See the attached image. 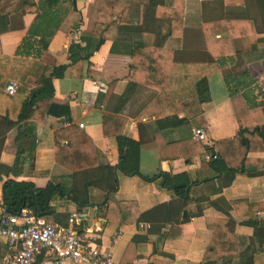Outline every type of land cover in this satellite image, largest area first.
Returning a JSON list of instances; mask_svg holds the SVG:
<instances>
[{"label":"crops","instance_id":"0c3cea01","mask_svg":"<svg viewBox=\"0 0 264 264\" xmlns=\"http://www.w3.org/2000/svg\"><path fill=\"white\" fill-rule=\"evenodd\" d=\"M40 1L51 9L67 4ZM37 2L0 0L3 57L22 59L16 52L28 36ZM68 4L48 42L39 35L29 36L25 59L46 66L67 64L71 44L78 46L73 55L86 53L99 38L90 37L92 8L95 18L103 19L101 29L109 25L107 37L82 60L80 77L69 78L66 68L62 77L49 80L52 96L68 102L67 120L26 118L18 125L23 128L28 123L31 132L28 137L19 135L16 141L17 125L9 123L23 96L9 100L0 89V170L11 166L18 149L22 158L16 166L19 173L0 171V187L7 178L42 187L52 177L68 176V170L54 164L53 148L56 129L69 125L90 138L97 164L116 165L122 157L115 138L119 131L121 137L138 144L139 175L116 170L117 187L108 196L130 220L119 222L117 213L105 216V204L78 210L67 198L54 196L50 199L54 215L47 221L72 226L86 241L110 252L114 264H264V149L247 154L249 174H231L222 167L211 173L204 149L201 155L187 161L183 158L194 152L187 141L195 142L193 127L205 130L212 147L218 140L237 136L229 100L232 95L242 94L248 105L264 103V0H95V5L94 0H68ZM4 14L7 22L2 30ZM221 35H230V45L217 44ZM38 47L39 56L35 55ZM19 63L25 64L23 60ZM202 78V95L206 93L207 98L191 101L194 84ZM96 84L104 91H98ZM30 86L37 87L32 82ZM259 127L262 129V123ZM182 139L187 142L182 144ZM158 145L166 156L162 161L158 160ZM175 154L180 156L171 157ZM158 171L181 175L179 180L189 183L177 223L149 224L134 219L138 212L177 202L175 192L163 187L160 177L152 181L142 178ZM219 226L232 235L227 243L233 256L229 262L204 257L213 228ZM7 256L0 238V264H5ZM37 260L40 264H70L44 255Z\"/></svg>","mask_w":264,"mask_h":264},{"label":"trees","instance_id":"16d2710c","mask_svg":"<svg viewBox=\"0 0 264 264\" xmlns=\"http://www.w3.org/2000/svg\"><path fill=\"white\" fill-rule=\"evenodd\" d=\"M64 1L67 2L65 6L59 5L51 9L47 8L38 0L37 5L32 11L35 13V17L32 24L27 29L28 36L22 40L16 52V55L22 56V59L18 57L15 60L0 55V89L3 88L8 79L13 78L18 82V88L13 95H6L9 96V100H12V98L14 99L16 96H23L18 113L15 115L13 122L9 123V125H12V123L13 125H17L16 141L19 135L28 137V133L31 132L28 128V123H26V125L23 123V128L18 125L20 121L26 118L42 119L45 116H52L67 120L69 114L68 102L66 99H57L52 96V91L48 85L49 80L51 78L62 77L63 71L66 68H68L69 78L80 77V65L82 60H87L92 50L107 37L105 33L109 31V25L101 29V22L103 19H96L95 12L92 8L94 24L90 37L97 35L99 38L97 40L95 39L86 53L80 52L76 56L73 55V50H77L78 46L71 44L68 47L69 62L67 64L46 66L40 61L25 59L29 53L27 48L29 47L28 40L31 36L39 35L45 42H48L53 36L69 7L68 0H61L60 2L62 3ZM3 16L5 26L2 30L6 29L7 14ZM225 43L230 45V35H221L217 44L223 46ZM22 47L25 49L23 50ZM82 48L79 47V50H82ZM40 52L41 47H38L35 55L39 56ZM21 60H23L25 64H20L19 62ZM75 70H77V72H75ZM28 77L32 79L29 81L27 80ZM31 82L37 87L31 88ZM204 85V78L194 84V92L190 99L191 101H200L201 96L202 99L207 98L206 93L202 95V86L205 91ZM261 85L264 89V81L261 82ZM25 93L27 95H24ZM229 100L236 119L238 134L233 139L218 140L215 142L214 147H209L208 150L210 149L211 154L215 157L207 159L206 166L211 168V173H218V167H222L231 174L234 172H245L249 174L245 169L250 162L247 158V154L250 152L263 151L264 149V103L248 105L242 94H234ZM261 123L262 129L259 127ZM104 134H106L105 131ZM55 136L57 142L53 148V162L55 165L68 170L70 174L66 177H52L42 187H36L30 181L5 179L2 181L0 187V205L4 208V212L8 214H18L20 210L26 209L29 210L34 217H41L47 220V218L54 215V209L50 205V199L57 196L60 198H67L78 210L91 205L105 204V216L110 217L113 213H117L119 215V217H117L119 222L126 221L128 219L126 217L130 216H127V214L120 210L118 205L110 199L108 195L114 192L117 187L116 170L125 175H139L136 168L137 142L130 141L126 138L124 139L121 137L119 131L117 133L115 132V138L118 141V150L122 157L117 161L116 165L111 166L108 164H97L92 142L79 128L73 125L60 127L56 129ZM187 141L194 147V152L191 155H184L183 158H185L186 161L195 155H201L203 149L206 148L196 141H191V138ZM187 141L186 139H182L180 142L183 144ZM174 144L171 146H174ZM123 146H125L124 150H122ZM157 148L158 160L162 161L166 156L161 154V146L158 145ZM176 156L180 155L175 154L171 157ZM31 159L32 155L29 156V160ZM21 160L22 158L19 159L18 149L11 166L1 167L0 171L12 175L19 173L20 167L16 166ZM159 177L161 178L160 183L163 187L171 188L175 192L178 198L177 202H166L146 212H138L134 215L136 221H148L149 224H164L169 221L178 222L182 204L187 200L189 183L186 180L180 181L181 175L170 176L161 173V171H158L149 178H142L147 181H152ZM157 213H159V216H157ZM160 213L163 214L160 215ZM224 232L226 231L223 229V226L222 228H220V226L219 228H213L204 257L221 258L223 261L227 262L233 259L231 251L229 252L227 248L228 240L232 235L230 232ZM37 257L32 264H40Z\"/></svg>","mask_w":264,"mask_h":264},{"label":"built area","instance_id":"2783aa9c","mask_svg":"<svg viewBox=\"0 0 264 264\" xmlns=\"http://www.w3.org/2000/svg\"><path fill=\"white\" fill-rule=\"evenodd\" d=\"M17 88V81L7 80L3 91L7 95H13ZM96 88L100 92L104 91L99 84H96ZM78 126L82 127V123H78ZM191 135L195 141L206 147V159L215 157L208 150L212 144L204 129L193 127ZM74 216L72 214V218ZM0 238L8 250L5 264H32L39 255L70 264H114L110 252L86 241L84 234L72 226L34 217L26 209L20 210L18 214H0Z\"/></svg>","mask_w":264,"mask_h":264},{"label":"water","instance_id":"95a60500","mask_svg":"<svg viewBox=\"0 0 264 264\" xmlns=\"http://www.w3.org/2000/svg\"><path fill=\"white\" fill-rule=\"evenodd\" d=\"M3 208V207H2ZM184 216H185V211H182V213H181V218H184Z\"/></svg>","mask_w":264,"mask_h":264}]
</instances>
